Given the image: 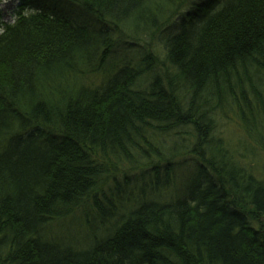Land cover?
Returning <instances> with one entry per match:
<instances>
[{"label":"trees","instance_id":"trees-1","mask_svg":"<svg viewBox=\"0 0 264 264\" xmlns=\"http://www.w3.org/2000/svg\"><path fill=\"white\" fill-rule=\"evenodd\" d=\"M21 5L0 264H264V0Z\"/></svg>","mask_w":264,"mask_h":264},{"label":"rangeland","instance_id":"rangeland-1","mask_svg":"<svg viewBox=\"0 0 264 264\" xmlns=\"http://www.w3.org/2000/svg\"><path fill=\"white\" fill-rule=\"evenodd\" d=\"M21 0H6L0 4V13L2 22H12L15 20L16 15L20 12L21 8ZM177 175H180V179L178 182H182L186 180V171L182 174L180 171L177 172Z\"/></svg>","mask_w":264,"mask_h":264}]
</instances>
